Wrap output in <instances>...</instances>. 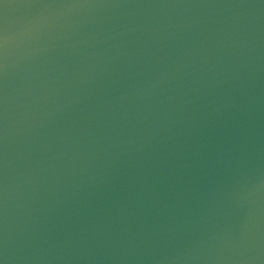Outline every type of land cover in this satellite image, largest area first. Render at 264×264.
<instances>
[{
	"label": "water",
	"instance_id": "1",
	"mask_svg": "<svg viewBox=\"0 0 264 264\" xmlns=\"http://www.w3.org/2000/svg\"><path fill=\"white\" fill-rule=\"evenodd\" d=\"M0 264H264V0H0Z\"/></svg>",
	"mask_w": 264,
	"mask_h": 264
}]
</instances>
